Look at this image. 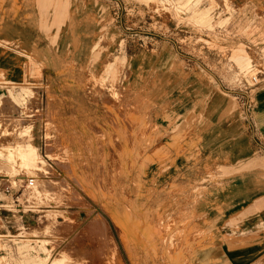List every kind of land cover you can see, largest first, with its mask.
Returning <instances> with one entry per match:
<instances>
[{"label": "rangeland", "instance_id": "374dc122", "mask_svg": "<svg viewBox=\"0 0 264 264\" xmlns=\"http://www.w3.org/2000/svg\"><path fill=\"white\" fill-rule=\"evenodd\" d=\"M258 3L0 0V32L27 30L40 52L0 36L13 60L0 66V202L12 210L0 217V264H40L17 246L28 238L60 264H189L216 228L197 209L221 194L225 241L240 244L225 264H264ZM28 145L37 170L7 157Z\"/></svg>", "mask_w": 264, "mask_h": 264}, {"label": "bare ground", "instance_id": "6f19581e", "mask_svg": "<svg viewBox=\"0 0 264 264\" xmlns=\"http://www.w3.org/2000/svg\"><path fill=\"white\" fill-rule=\"evenodd\" d=\"M8 15V14H7ZM2 20V19H1ZM0 36L1 37H3L4 39H6V40H8V39H10L12 36H18V35H22V36H24L25 38H26V40H25V43L26 44H29L31 47V49H32V51L33 52H35L36 53V48L33 46V44H32V42H30V41H28L30 38H28L29 37V33L27 32V30H24V29H21V28H19V27H12V26H4V28L3 29H1V32H0ZM20 40V39H19ZM24 40V39H23ZM28 49H29V47H28ZM66 50V49H65ZM40 53V52H39ZM39 53H36L35 55L37 56H39ZM35 55H33L34 57H35ZM2 57V56H1ZM40 58V57H39ZM6 61L7 62H13V60H7L6 59ZM23 67H24V65H23ZM13 70H14V72L15 73H17V75H21V79H20V81L22 82L23 80H22V78L23 77H25V75H24V70H22V68H21V66L19 65H13ZM27 75V74H26ZM17 80V79H16ZM232 133V132H231ZM233 134L235 135V132H233ZM7 157L10 159V160H13V162H14V164H16V165H18V167H20V168H23L24 170H37L38 168H37V163L38 164H40L41 166H43V161L40 159V158H38V154H37V150L35 149V147L34 146H32V145H28V146H26V147H24V148H21V149H19L16 153H7ZM8 169H10V171H12V170H14L15 168H13V166H11V165H9L8 166ZM24 174H26V173H24ZM5 177H7V176H5ZM20 180H25L26 178L24 177V176H19L18 177ZM28 181V180H27ZM33 182V181H32ZM234 189H237V187H234ZM42 192H39L38 190H36V192H37V194H38V196H40V195H48L49 193H51L52 191H53V188H51L50 186H45V187H43L42 189ZM233 192V197L232 198H235V197H239L240 195H241V191H232ZM244 201V200H243ZM242 207V206H241ZM250 208L252 209L253 208V206L251 205L250 206ZM248 213V212H247ZM204 217V218H203ZM205 217H207V212H206V210H204L203 212H202V216H201V218L204 220L205 219ZM182 225H184V224H181V226ZM186 225V224H185ZM185 225L183 226V227H185ZM165 226H167V225H165ZM237 226V225H236ZM190 227H191V225H190ZM166 228V227H165ZM186 229H188V228H186ZM120 230H121V228H120ZM183 230H185V228H183V229H181V230H179V233H181V231H183ZM126 231V230H125ZM178 233V234H179ZM128 234V233H127ZM166 234V233H165ZM173 233H169V235H172ZM176 234V233H175ZM183 234V233H182ZM124 235V234H123ZM128 235H130V234H128ZM127 235V236H128ZM177 235V234H176ZM184 235V234H183ZM183 235H182V237H183ZM185 235H186V233H185ZM184 235V236H185ZM233 235H235V234H233ZM188 236V234L186 235V237ZM17 237V236H16ZM34 237V236H33ZM167 236L165 235V237H163V238H166ZM185 237V238H186ZM1 238V237H0ZM18 238L19 239H21L22 237L21 236H18ZM169 238V237H168ZM26 239H27V237H26ZM28 239H30V238H28ZM19 240V241H17V246L19 247V249L21 250V249H24V251H27V252H29V251H32L31 249H33V250H35L36 249V251H37V253H36V256H37V259L39 260V263L40 264H45L46 262H47V264H60V262L63 260L62 258L63 257H60V258H58V259H54V260H52V261H48L47 259H48V257H47V255H45V253H44V245H43V242H38L39 244H38V246L37 247H34V248H30V244H28L29 242H30V240ZM129 239V238H128ZM184 239V238H183ZM183 239L181 238V240L183 241ZM229 239H231V238H229ZM38 240V239H37ZM179 240H180V235H179ZM180 240V241H181ZM16 241H14V242H16ZM34 241V240H33ZM166 241H168V240H166ZM18 242H20V243H18ZM169 242V241H168ZM35 243H36V241H35ZM225 243L228 245V248H227V255H225V258L229 261V260H232V259H234L235 257H238L237 255H235L234 254V250L236 251V249H234V247L235 246H240V244L239 243H230V242H227V241H225ZM16 244V243H15ZM169 244V243H168ZM170 245H172V241H171V244ZM169 246V245H168ZM167 246V247H168ZM170 247V246H169ZM172 247V246H171ZM167 249V248H166ZM168 255H169V252H168ZM241 254H239V256H240ZM115 256V255H114ZM114 256H113V260H115L114 259ZM118 258V257H117ZM239 258V257H238ZM240 259V258H239ZM112 260V259H111ZM115 261H120L119 260V258H118V260H115ZM240 262V261H239ZM111 264H114V263H112V261H111ZM116 264V263H115ZM119 264V263H118Z\"/></svg>", "mask_w": 264, "mask_h": 264}, {"label": "crops", "instance_id": "0c3cea01", "mask_svg": "<svg viewBox=\"0 0 264 264\" xmlns=\"http://www.w3.org/2000/svg\"><path fill=\"white\" fill-rule=\"evenodd\" d=\"M258 1L261 0H256V7L259 9V3ZM242 2V1H241ZM240 1H236L235 4L239 6L241 4ZM258 11V10H257ZM257 11L255 10L254 13H251L253 18V22L258 20L259 17L257 16ZM6 57L2 58L0 57V66H7L6 64L8 63L6 61ZM9 68V66H8ZM10 73L13 71L7 70ZM14 81L21 82V75H17V73H14L13 77ZM17 79V80H16ZM69 114V113H68ZM35 137L37 139L38 137V132H35ZM152 188V187H149ZM225 189V183H222V190ZM2 190H0V195L2 194ZM221 202L214 203L212 202L211 204H203L200 205V207L197 209V212L201 213V211L206 210L207 212V217H205L204 220H202V223L205 222L209 227L212 228L211 225L216 223V228H212L215 230V233H211L208 235L209 244L206 247H198L195 249L191 256L190 263L189 264H225V197L223 194H221ZM211 197L213 195L211 194ZM2 203V202H0ZM220 215V216H219ZM4 217V219H7L9 217V214H4L1 213L0 217ZM218 218H214V217ZM212 218V219H211ZM215 219V220H214ZM238 255V254H236ZM229 264H247L246 262L243 261H236V262H231Z\"/></svg>", "mask_w": 264, "mask_h": 264}, {"label": "built area", "instance_id": "2783aa9c", "mask_svg": "<svg viewBox=\"0 0 264 264\" xmlns=\"http://www.w3.org/2000/svg\"><path fill=\"white\" fill-rule=\"evenodd\" d=\"M32 186V180H29L28 183L26 184V188L31 187ZM7 193V191H6ZM12 203H16V201H12ZM15 205V204H14ZM12 210L10 206H6L3 203H0V214L4 213V214H11Z\"/></svg>", "mask_w": 264, "mask_h": 264}]
</instances>
